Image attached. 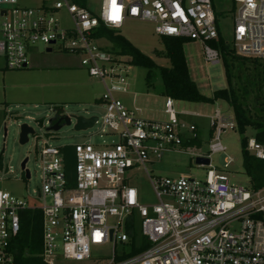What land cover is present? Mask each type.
Masks as SVG:
<instances>
[{
    "label": "built area",
    "instance_id": "obj_1",
    "mask_svg": "<svg viewBox=\"0 0 264 264\" xmlns=\"http://www.w3.org/2000/svg\"><path fill=\"white\" fill-rule=\"evenodd\" d=\"M233 2L238 8L232 47L238 56L264 64V0ZM60 9L69 16L70 28L60 26L55 17ZM127 20L152 24L160 38L199 41L206 64L220 61L210 45L218 38L212 0H100L97 12L71 0L34 9L21 7L18 0H0V54L5 69L26 68L27 49L39 44L45 51L57 47L78 56L80 67L104 86L99 100L104 114L101 120L96 117L94 125L101 123L102 131L118 135L117 144L71 146V175L63 153L70 146L57 148L44 142L36 153L40 189L30 198L34 204L0 190V264H15L14 242L28 210L41 215L37 256L43 264H91V248L104 246L111 247V256L97 264H264V187L235 186L213 170L207 171L204 181L149 176L146 165L151 159L159 161L182 146L185 126L169 97L165 122L140 119L119 98L128 94L126 76L132 63L128 56L97 45L102 39L94 34L100 26L117 32ZM209 125L213 134L209 152L224 151L220 136L235 125L218 110ZM195 131L194 124L188 127L189 140L196 138ZM246 150L264 160V143L250 138ZM231 163L226 159L224 168ZM139 168L157 198L154 205H142L137 189L129 185L128 173ZM21 174L30 180L26 164ZM134 231L138 239L132 243ZM134 249L138 251L133 253Z\"/></svg>",
    "mask_w": 264,
    "mask_h": 264
},
{
    "label": "rangeland",
    "instance_id": "obj_2",
    "mask_svg": "<svg viewBox=\"0 0 264 264\" xmlns=\"http://www.w3.org/2000/svg\"><path fill=\"white\" fill-rule=\"evenodd\" d=\"M59 0H18L24 8H38L42 5H51ZM218 30L227 43L232 47L234 43L233 21L238 5L233 0H212ZM100 0H86V7L97 12ZM60 26L71 27V20L65 9H60L55 15ZM117 33L127 39L133 46L145 55L151 57L159 66L168 67L166 58L158 54L163 51L161 38L154 33L153 25L146 22L127 20ZM97 45L110 47L106 39L99 40ZM27 49L29 65L20 70H7L4 67V57L0 54V190L7 191L18 198H24L29 203H35L33 191L40 189V169L36 153L40 151L44 142L53 147L74 146L75 144L91 143L95 146L118 143V135L105 129L101 123L85 131H74L75 120L70 126H63L58 132H46L48 121L61 113L74 117H98L104 114L103 104L99 101L104 93L103 83L88 75L85 69L79 66L73 69L79 57L57 50L46 52L44 46L34 45ZM183 52L189 71L190 79L196 84L199 93L205 97H212L216 90L227 88L224 69L221 60L216 65L206 64L203 56V46L199 41H189L183 45ZM43 62L38 68L32 67V62ZM68 67V68H67ZM245 67L251 71L252 65L247 62ZM70 68V69H69ZM70 70V71H69ZM146 70L143 67L132 65L127 73L129 84L128 94L119 95L129 108L145 121L165 122V97L159 72L153 71L151 83L145 80ZM243 84V83H242ZM264 93V89H263ZM174 109L181 125L184 141L190 139L188 127L196 126L199 143L185 147L182 145L175 152L166 153L162 159L154 160L146 165L149 176L168 178H194L204 181L207 171L213 170L225 175L230 184L250 189V178L245 173L242 158L241 139L253 138L255 131L247 128L240 134L235 128L226 129L220 136V143L224 151L209 152L210 140L213 138L209 121L215 111L235 125L232 109L228 102L217 100L213 103H188L174 101ZM126 105V104H125ZM27 125L33 130L28 135L24 145L19 144L21 125ZM211 131V134H210ZM210 167L198 166L195 159L207 156ZM28 158L26 168L31 174L30 180H24L20 164ZM232 159L228 168H224L225 160ZM73 171V164L70 175ZM129 185L135 187L142 205H154L157 198L149 184L143 169H133L128 173ZM118 249V247H117ZM111 256V247H92L91 264H97L104 258ZM59 264H87L85 262L65 261Z\"/></svg>",
    "mask_w": 264,
    "mask_h": 264
},
{
    "label": "trees",
    "instance_id": "obj_3",
    "mask_svg": "<svg viewBox=\"0 0 264 264\" xmlns=\"http://www.w3.org/2000/svg\"><path fill=\"white\" fill-rule=\"evenodd\" d=\"M85 7L86 0H71ZM218 27V26H217ZM95 39H106L110 47L106 48L111 53L125 55L130 58V63L143 67L146 70L145 80L151 83L153 71L157 70L163 86V96L174 101L188 103H213L224 100L230 105L235 122V129L243 134L247 128L255 131L253 138L264 143V64L258 60L238 56L233 47L221 37L210 43L220 56L223 65L227 88L216 90L212 97L201 95L196 84L190 79L183 45L191 40L177 37H162L163 51L158 55L166 58L168 67L159 66L155 61L133 46L127 39L117 32L100 26L94 34ZM249 62L252 70L249 71L245 64ZM243 83V84H242ZM211 134V131H210ZM195 139L182 142L185 147L198 144ZM247 140L241 139L242 158L245 173L250 178V188L253 190L264 187V160H257L246 150ZM65 154L66 170L69 172L73 164L71 147L63 149ZM138 239L134 231L132 243ZM142 249L146 247L144 240ZM41 243V215L38 211H25L21 220V231L14 242L15 264H43L37 256ZM138 250L134 249L133 253Z\"/></svg>",
    "mask_w": 264,
    "mask_h": 264
},
{
    "label": "water",
    "instance_id": "obj_4",
    "mask_svg": "<svg viewBox=\"0 0 264 264\" xmlns=\"http://www.w3.org/2000/svg\"><path fill=\"white\" fill-rule=\"evenodd\" d=\"M46 52H51V49H47ZM72 119L75 120V125L73 129L76 132L85 131L87 129L92 128L97 120L96 117L84 118V117H74V116H65V115L57 116L56 114L52 119L48 121L49 126L46 129V132H58L63 126H70ZM61 122L63 124H61ZM29 134H33V130L25 124L21 125L20 133H19L20 145H24L25 143H27ZM26 163H27V158H25L20 164V168L22 170L24 169ZM209 163H210L209 159L205 157H197L195 159V164L198 166H208ZM25 178L26 179L29 178L28 171H25Z\"/></svg>",
    "mask_w": 264,
    "mask_h": 264
},
{
    "label": "crops",
    "instance_id": "obj_5",
    "mask_svg": "<svg viewBox=\"0 0 264 264\" xmlns=\"http://www.w3.org/2000/svg\"><path fill=\"white\" fill-rule=\"evenodd\" d=\"M29 63V62H28ZM44 63H45V61H41V62H32V67H34V68H38V67H41V66H43L44 65ZM29 65V64H28ZM79 66L80 65H78V62L74 65V66H71L73 69H78L79 68ZM68 68V67H67ZM70 69V68H69ZM70 71V70H69ZM125 104H126V106L129 108L130 106H128V102H125Z\"/></svg>",
    "mask_w": 264,
    "mask_h": 264
},
{
    "label": "flooded vegetation",
    "instance_id": "obj_6",
    "mask_svg": "<svg viewBox=\"0 0 264 264\" xmlns=\"http://www.w3.org/2000/svg\"><path fill=\"white\" fill-rule=\"evenodd\" d=\"M57 116H64L63 114H61V113H57ZM57 120V119H56ZM55 120V121H56ZM61 124H63L62 122H61Z\"/></svg>",
    "mask_w": 264,
    "mask_h": 264
}]
</instances>
